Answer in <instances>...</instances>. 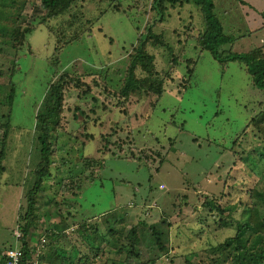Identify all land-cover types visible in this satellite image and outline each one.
I'll return each mask as SVG.
<instances>
[{
    "label": "rangeland",
    "instance_id": "1",
    "mask_svg": "<svg viewBox=\"0 0 264 264\" xmlns=\"http://www.w3.org/2000/svg\"><path fill=\"white\" fill-rule=\"evenodd\" d=\"M17 1L14 7L23 8L24 17L17 26L20 23L21 28L32 27L29 24L31 18L37 19L34 30L27 37L26 50L18 54V65L11 81L16 97L1 162L5 171L0 185V260L4 251L16 245L13 231L16 230L19 207H26V193L35 180L34 173L40 162V144L32 129L37 107L48 81L67 72L64 75L67 82L83 75V82L91 86L87 91L86 88L77 89L71 82L72 86L65 89L62 127L66 136L75 139L71 142L75 166L67 162L71 155L50 153L53 175L43 184L45 190L35 197L32 228L35 242L31 247L40 246V251L46 249V244L40 242L39 245L38 241L54 224L64 235L60 245L66 251L74 246L81 253L88 252L78 226L86 223L90 233L94 232L92 227H96L99 233L106 234L105 220L113 223V228L122 236L110 239L106 235L109 246L104 244L102 255L94 258L91 264H123L126 259L129 263L142 264H208V249L223 243L233 232L217 226L215 218L219 211L216 213L206 203L212 202L214 208L232 206L236 220L242 213L241 205L250 201L246 190L253 186L259 190L264 185L261 179L264 159L260 160L259 155L252 153L262 147L263 142L255 137L257 130L249 125L264 97L253 86L245 67L238 62L221 64L208 51L200 52L193 47L197 33L203 31L205 25L200 7L192 3L174 7L167 4L164 15L160 16L151 8L153 0H77L60 17L38 24L44 14L39 8L40 1ZM212 1L213 12L222 23L224 33L235 39L233 44L222 46L220 51L246 53L248 46H260L262 41L264 47V28H261L264 22L260 15L264 0H243L245 4L238 0ZM11 26L17 27L14 23ZM257 28H261L258 33L252 35L255 32H250L249 36V31ZM160 32L167 35L168 43L175 44V56L179 58L184 54L182 61L196 58L194 78L188 87L181 88L180 80L171 83L161 97L151 98L153 106L149 104L148 95L134 91L128 103L120 107L127 117L109 112L113 115L107 113L102 126L97 125L99 122L94 126V119L117 105V93L113 96L111 91L106 95L99 87L95 88L87 69H105L111 77L116 71L123 74L138 46L139 37ZM64 36L72 42L60 49ZM185 40L188 44L181 49L177 42ZM146 48L157 61L162 58L163 64L158 62L165 67L164 59L153 48L151 39ZM8 54L13 56L11 52ZM10 59L0 53L1 71ZM185 72L183 63L176 73L181 78ZM80 112L77 122L74 115L79 116ZM2 121L0 118V124ZM82 122L86 123L85 128L79 125ZM96 126L99 129L101 126V134L109 142L104 147L105 141L96 136L93 150L84 135L86 130L92 132ZM81 144L86 145L84 156L92 158L78 159ZM249 156L254 157L252 166L240 162L239 158L248 161ZM90 159L101 162L104 159L103 168L99 171L98 166H85ZM160 163L162 165H158ZM81 170L84 175L91 171L97 175L90 184L84 185L78 199L74 198L77 194L67 192L58 196L60 207L50 203L52 195L60 194L61 180L74 177ZM243 173L245 181L241 185V179L235 178L236 174L240 177ZM150 176L152 179L149 180ZM158 184L164 187L158 189ZM244 185L242 202L239 194L233 198L226 196L229 191ZM70 212L74 214L62 221L60 215ZM227 214L224 211V215ZM143 226L147 229L154 226L162 233L161 241L166 251L149 243L147 229L144 230H147L145 243L138 250L129 249L130 256L126 247L122 250V244L130 248L133 240L127 238L130 230L135 227L140 234ZM42 228L45 230L41 231ZM43 252L48 257L54 256ZM65 255L70 257L68 253ZM192 255L195 257L188 263ZM89 256L92 258L94 254Z\"/></svg>",
    "mask_w": 264,
    "mask_h": 264
},
{
    "label": "trees",
    "instance_id": "2",
    "mask_svg": "<svg viewBox=\"0 0 264 264\" xmlns=\"http://www.w3.org/2000/svg\"><path fill=\"white\" fill-rule=\"evenodd\" d=\"M40 5L39 8L44 10V14L40 18V22L38 24H45L50 22V20L60 17V14L65 13L69 10L70 6L77 0H39ZM138 1V0H135ZM242 4H245L243 0H238ZM17 0H0V53L7 58H11L8 60L7 65L1 71L0 68V118L3 120L0 124V128L2 129V137L0 138V185L1 178H3L4 168L1 166L2 160H4V147L6 148V140L9 134V130L11 128V111L14 99L16 97V92L12 86V75L17 67V58L20 51H25L27 46L25 43L28 42V35L34 30V22L37 18H31L29 24L32 27H23L21 28V24L19 23L17 26V22L23 19L22 14L23 8L14 7L17 5ZM185 3H192L197 7H200L202 12V22L205 25L204 30L199 34L196 30H193L197 33L195 41V45L193 47L198 48L200 52L203 50L208 51L214 60L221 64H226L229 62H238L243 65L247 71V73L251 76L253 86L260 90L264 97V50H263V41L260 42V46L255 45L254 47H247L248 52L242 53H232L226 50L220 51L221 47L224 45H229L234 43V38L232 36L226 35L224 33V27L220 20L217 18L216 14L213 12L214 4L212 0H153L152 9H154L160 16L164 15V8L167 4L169 5H177L182 6ZM174 7V6H173ZM182 8V7H179ZM119 9V7H118ZM261 19L264 22V9L260 11ZM35 19V20H34ZM253 21V20H252ZM255 23V21H253ZM15 24L17 27L11 26ZM225 26V25H224ZM261 28H264V25H261ZM261 28L253 29L255 32L252 35L258 33ZM225 30L226 26H225ZM167 35L160 32L158 35L147 33V35H141L138 39V46L132 52L130 56V61L127 69L122 74L120 71H116L114 77L110 76L105 69L99 70V68H89L86 73H89L93 77L92 85L99 87L102 89L106 95H109L110 92L117 93V105L111 111H105L102 116H98L96 119L92 121L93 125L103 124V119L107 115H113L112 113L123 114L125 117V112L120 110V107L124 104L128 103V99L130 95L134 92H142L145 95H148V99H150V106H153L152 97L158 99L161 97L168 86L175 81L180 80L179 86L181 88H187L191 79L194 78V69L196 65V58L192 60L182 61V54L179 58L174 55L175 44L168 43L169 39H165ZM62 39L60 49L63 48L67 43L72 42V39L65 37ZM153 45L155 51H159L161 54L160 57H163L165 62V67H163L160 62L162 58L154 57L155 55L150 53L146 48L147 43L150 42ZM187 39V38H186ZM188 41H182V43L177 42V45L181 49H185ZM2 48V49H1ZM8 52L13 53V56L8 54ZM167 56V59L165 57ZM173 55L176 57H173ZM168 63L170 67L168 68ZM186 65V72L184 77H178L177 73L181 64ZM50 66V65H49ZM175 66V67H174ZM165 68V69H164ZM54 75L56 70L53 71ZM67 72L60 75L55 80L50 79L47 83L46 91L44 96L41 99L40 105L37 107L35 113V124L32 127L33 132L37 134V140L40 144L39 156L40 162L37 164L36 171L34 173L35 180L32 182L30 189L26 193V207H22L20 205L18 212V220L16 230L13 231V236L16 241V245L14 248H8L1 255L0 264H7L14 259H10L6 256L9 251H16V264H91V261L98 256L102 255V251L104 249V244L109 246V242L106 240L108 235L110 239H114L115 237L122 236L119 232L113 228V223L109 221L107 223L104 220V228L107 229L106 234L102 232L99 233L96 227H92L94 232H89V226L86 223L80 224L78 226V230L80 237L83 239L84 243L88 246V252L81 253L77 250L76 247L72 246L70 251H66L64 246L60 245V240L64 235H62V231L53 224L51 229L45 230L46 232L42 237L39 238L40 242L46 244V249H41L40 246H32L31 243L35 242L32 240V228L33 222L35 219V197L42 193L45 188L43 184L46 180H48L53 175V171L50 168L51 160L50 153H66V156H72L73 148L71 147V142L75 139L73 136H66L65 129L62 127V116L61 112H63V101L65 99L66 88L69 89L73 82L74 87L77 89L86 88L87 91L90 90V85L88 83L83 82V78L85 76H81V78L71 79L70 82H67L64 78ZM65 75V76H64ZM75 75V74H74ZM122 85V86H120ZM106 99H109L106 97ZM77 110H80L77 108ZM94 112V111H92ZM81 112L78 115H74V119L77 122L80 121ZM79 120V121H78ZM97 122L95 123V121ZM79 125L83 128L86 127V123L82 122ZM249 125H252L255 130H257V137L260 141L263 142V146L257 148V150L252 151L259 155V159H264V101H261L258 105V111L255 112V115L250 119ZM93 126V127H94ZM100 126V129H101ZM81 127V128H82ZM82 128V129H83ZM182 128V127H180ZM98 126L94 128V131L89 132V130L85 131V138H88L87 142L93 148V142H95V138L100 137L101 140L105 141V146L108 144V139L105 135L101 134L102 131ZM88 132V133H87ZM95 145V144H94ZM83 147V149H82ZM86 145L81 144V150L77 152L78 159H84L87 156L85 155L84 148ZM94 150V148H93ZM62 156V155H61ZM92 158V157H87ZM248 161L243 160V158H239L240 162L243 164H251L254 162V157L249 156L246 158ZM103 161H97L95 159H90L89 162L86 163L85 166L90 168L92 166L99 167V171L103 168ZM253 161V162H252ZM65 162V160L63 161ZM67 162L71 163V166H75V157L72 156L70 159H67ZM148 163V161H145ZM158 165H162L161 163ZM264 167V166H263ZM253 168V167H252ZM85 171V169H83ZM81 170L74 177H70L67 179H62L60 182L59 195H52L53 197L50 199V203H52L55 207H60V198L58 196L64 195V193L75 195V200L78 199L84 185L90 184L97 175L91 171L88 175H84V171ZM232 170V169H231ZM264 171V170H263ZM239 171L237 172V174ZM245 173V172H244ZM244 173L240 177L235 179H241L242 183H244ZM152 179L150 176L149 180ZM230 180L229 177H227ZM262 181L264 180V172L261 177ZM248 181V180H247ZM247 184V183H246ZM245 184V185H246ZM264 184V183H263ZM5 185V184H4ZM244 186H238V188L234 189V191H229L226 196L233 198L232 196L241 197V202L244 200ZM159 184L157 188L159 189ZM164 187V186H163ZM155 188V189H157ZM154 189V188H153ZM152 188H149V191ZM65 191V192H63ZM249 202L244 203L242 206V213L239 218L234 220L233 218V208L232 206L229 208H222L216 206L214 208L212 202H207L206 205L209 206L213 211H219L217 213V217L215 218V222H217V226L219 228H228V230H232L233 234L227 237L223 243L211 247L208 249V255L206 258L209 259L208 264H264V185L262 189H254V186L249 190ZM247 192V193H248ZM242 193V194H240ZM224 194V193H223ZM65 204H68L65 201ZM240 204V203H239ZM261 206V207H260ZM76 212V210H73ZM224 211H227L228 214L225 216ZM74 213H66L64 215H60L62 221H66V218H69ZM103 215V213L101 214ZM116 222V221H115ZM64 228L66 227L63 224ZM143 231H140V234H137L136 228H132L128 234V239L131 240L130 248L125 244H122V250H126L128 256H130L129 249L140 248L145 243V238L147 236V230H149L150 234L148 237V241L151 244H154L158 247V250L166 251V248L163 246L161 241V234L154 226H143ZM54 229V230H53ZM147 229L146 231H144ZM41 240V241H40ZM49 250V251H48ZM52 250V251H51ZM46 251L53 254V257H48L45 255ZM38 252V253H37ZM35 258L33 254H35ZM68 253L70 257L65 255ZM94 254V257H90L89 255ZM195 255H192L188 258V263H190L191 258H194ZM54 258V260H53ZM129 258V257H128ZM129 260V259H128ZM126 259L123 264H142L141 262L137 263L131 262L129 263Z\"/></svg>",
    "mask_w": 264,
    "mask_h": 264
},
{
    "label": "built area",
    "instance_id": "3",
    "mask_svg": "<svg viewBox=\"0 0 264 264\" xmlns=\"http://www.w3.org/2000/svg\"><path fill=\"white\" fill-rule=\"evenodd\" d=\"M160 188L162 189L163 188V186H160ZM6 256L8 257V258H12V259H14L13 261H11V262H9V263H7V264H16V251L15 250H13V251H9L7 254H6Z\"/></svg>",
    "mask_w": 264,
    "mask_h": 264
}]
</instances>
